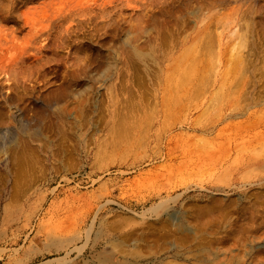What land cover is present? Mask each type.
Instances as JSON below:
<instances>
[{"label": "rangeland", "instance_id": "374dc122", "mask_svg": "<svg viewBox=\"0 0 264 264\" xmlns=\"http://www.w3.org/2000/svg\"><path fill=\"white\" fill-rule=\"evenodd\" d=\"M263 14L0 0V264H264Z\"/></svg>", "mask_w": 264, "mask_h": 264}, {"label": "bare ground", "instance_id": "6f19581e", "mask_svg": "<svg viewBox=\"0 0 264 264\" xmlns=\"http://www.w3.org/2000/svg\"><path fill=\"white\" fill-rule=\"evenodd\" d=\"M260 13V12H259ZM258 14V13H257ZM256 15V14H255ZM259 17V16H258ZM261 19V21H264V14L262 15V18H260ZM260 19H258L259 21H260ZM255 23V22H254ZM256 23H258V21L256 22ZM262 23V22H261ZM262 24H264V23H262ZM262 24H260V26L262 25ZM255 25V24H254ZM263 26V25H262ZM264 27V26H263ZM131 39V38H130ZM245 40V39H244ZM244 44H245V41H244ZM152 50H154V49H152ZM135 51V50H134ZM131 52H132V49H131ZM130 52V53H131ZM135 52H137V51H135ZM134 52V53H135ZM149 52L151 53L152 51H148V52H146V53H148L149 54ZM127 53H129V52H127ZM129 53V54H130ZM155 53V52H154ZM142 54V53H141ZM139 55V54H138ZM151 55V54H150ZM134 56V55H133ZM132 57V56H131ZM152 58V57H151ZM240 58H242V56H240ZM129 59H131V58H129ZM184 60V59H183ZM232 60V63L233 64H235V65H239L241 62H243L242 60H240V59H237L236 57H234L233 59H231ZM143 61V60H142ZM180 61V60H179ZM134 62V61H133ZM135 63V62H134ZM181 63H182V61H181ZM192 64H193V62H192ZM188 66V65H187ZM193 66V65H192ZM192 66H191V68H192ZM190 67V66H189ZM185 68V67H184ZM191 68H190V70H191ZM194 68V67H193ZM107 69V68H106ZM105 69V71L107 72V70ZM173 69H174V67H173ZM187 70V69H186ZM168 81H167V83H168V85H167V88H166V90H167V94H166V96L168 97V98H170L172 101H175L176 99H177V97H178V95H179V93H180V91L183 89V87L184 86H186L189 82H190V80H191V73H190V71L188 70V71H185L184 73H182L180 76H178L177 78H175L173 75L172 76H168V79H167ZM49 92H51V91H49ZM59 92V89L58 90H53L52 92H51V94L52 93H56V95H57V93ZM58 95H59V93H58ZM51 96H53V95H51ZM52 98H56V96H53ZM59 98V97H58ZM58 98H56V100H54V101H57L58 100ZM76 104V103H75ZM81 107V106H80ZM72 108H75V106H73ZM77 108V107H76ZM61 110H63V111H66V110H68V105H65V106H63L62 108H61ZM72 110V109H71ZM69 112H70V110H69ZM77 120H78V117H77ZM121 122V121H120ZM38 124V123H37ZM119 124V123H118ZM59 126V125H58ZM59 128V127H58ZM57 128V129H58ZM126 130H127V127H126V124H124V125H122L121 127L119 126V125H117V127H116V129H115V131L119 134L118 136L120 137V135H123V133H126ZM48 131V130H47ZM116 133V134H117ZM34 134H36V136H38L37 135V133L35 132ZM38 134H40L39 132H38ZM47 134V133H46ZM31 135H32V133H31ZM23 136V135H22ZM38 137H40V135L38 136ZM125 137V136H124ZM123 137V138H124ZM22 138V137H21ZM121 138V137H120ZM126 138V137H125ZM26 139V138H25ZM122 139V138H121ZM119 140V139H118ZM13 141V140H12ZM11 140L10 141H7V145L6 146H8L7 148H8V150H9V155H10V162H11V169H10V173H13V161L15 160H13V158H14V152H13V149H14V146H13V144L11 143L12 142ZM23 141V140H22ZM20 142V141H19ZM26 143V142H25ZM17 144V143H16ZM30 144V143H29ZM25 145V144H24ZM5 146V147H6ZM18 146V145H17ZM26 146V145H25ZM24 146V147H25ZM30 146V145H29ZM29 146H28V148H29ZM20 147V146H19ZM16 148V147H15ZM25 149V148H24ZM30 149H31V147H30ZM4 150V149H3ZM23 150V149H22ZM15 151V150H14ZM19 151V150H18ZM25 151V150H24ZM21 152V151H20ZM28 152H31L30 150L28 151ZM22 154L24 153L23 151L21 152ZM34 153V151L32 152V154ZM21 154V155H22ZM18 156V155H17ZM16 156V157H17ZM24 156V155H23ZM22 156V157H23ZM27 156H29V155H27ZM31 156V155H30ZM34 156V155H33ZM25 157V156H24ZM32 157V156H31ZM26 158V157H25ZM30 158V157H29ZM35 158V157H34ZM37 158V157H36ZM1 156H0V161H1ZM27 159V158H26ZM23 160H25V159H23ZM38 160V159H37ZM26 161V160H25ZM30 161H32L31 159H30ZM35 161H36V159H35ZM19 161L17 160V165H19L20 163H21V161L18 163ZM27 163H28V160L26 161ZM37 162V161H36ZM24 163V162H23ZM22 164V163H21ZM20 164V165H21ZM29 164V163H28ZM32 165V164H31ZM24 166H25V164H24ZM35 166V165H34ZM21 168H22V166H21ZM25 168V167H24ZM22 169V170H26V169ZM27 168V167H26ZM31 168H32V166H31ZM31 168H30V171H32L31 170ZM15 169V168H14ZM18 169V168H17ZM21 170V171H22ZM29 171V172H30ZM17 172V171H16ZM20 172V171H19ZM18 172V173H19ZM26 173H28V171L26 172ZM26 173H24V175L26 174ZM19 175H21V174H18V175H16V176H19ZM23 175V174H22ZM21 175V176H22ZM28 175H30V174H28ZM32 175V174H31ZM30 175V176H31ZM15 176V177H16ZM21 176H19V177H21ZM22 177H24V176H22ZM26 177V176H25ZM27 178V177H26ZM29 178V177H28ZM17 183V182H16ZM15 184V183H14ZM17 185H18V183H17ZM259 193H261V192H259ZM259 193H257V195H260ZM13 194V193H12ZM263 195H264V193H262ZM256 195V196H257ZM260 197V196H259ZM257 198H258V196H257ZM263 199H264V196H263ZM259 200V199H258ZM218 200H216V202H217ZM220 201V200H219ZM264 201V200H263ZM254 203V202H253ZM255 204V203H254ZM229 206V205H228ZM223 207V206H222ZM222 207H220V208H217L216 210H214L213 208H211V209H208V208H206V210H207V212L209 213V212H211V214H213V213H215V212H217V211H223L222 209ZM222 208V209H221ZM229 208V207H228ZM235 209V208H234ZM203 210V209H202ZM254 211V210H253ZM252 211V212H253ZM199 213V212H198ZM224 213H227V212H224ZM223 213V214H224ZM210 214V213H209ZM219 214V213H218ZM217 214V215H218ZM225 215V214H224ZM229 215V214H228ZM255 214L253 213V215L252 216H254ZM202 216V215H201ZM214 216V215H213ZM227 215H225V217H226ZM223 217V216H222ZM229 217V216H228ZM252 218V217H251ZM210 219H212V217L210 218ZM199 220H200V217H199ZM215 220V219H214ZM230 220V219H229ZM204 221V220H203ZM217 221H218V218H217V220H216V223H217ZM223 221V220H222ZM197 222V221H196ZM210 222H212V221H210ZM225 222V221H224ZM199 223V222H198ZM220 223V222H219ZM247 224V223H246ZM201 225V224H200ZM215 225V224H214ZM10 227H12L13 226V223H11L10 225H9ZM186 226V225H185ZM220 226H221V224H220ZM245 226V225H244ZM190 227V226H189ZM217 227V226H216ZM248 228V227H247ZM189 229H197L196 227H193V226H191ZM214 229V228H213ZM251 229H252V226H251ZM180 230H181V228H180ZM184 230V229H183ZM198 230V229H197ZM199 231V230H198ZM197 231V232H198ZM242 231V230H241ZM248 231H249V229H248ZM251 232H254V231H252V230H250ZM256 231H257V229H256ZM196 231L194 230V233H195ZM200 232V231H199ZM191 233V232H190ZM192 234V233H191ZM198 234V233H197ZM252 234H254V233H252ZM252 234H250V235H252ZM195 235V234H194ZM255 235L257 236V233L255 232ZM254 235V236H255ZM196 238H197V236H196ZM133 243L135 244V246L137 245V241H133ZM207 245V244H206ZM211 246V245H210ZM135 248V247H134ZM154 249V248H153ZM137 250V249H136ZM211 250V249H210ZM210 250H209V252H210ZM212 252V251H211ZM132 253H134V252H132ZM206 253V252H205ZM213 253V252H212ZM68 254H69V251L66 253V256H68ZM203 254V253H202ZM214 254H215V252H214ZM65 256V257H66ZM103 256V255H102ZM64 257V258H65ZM260 258V257H259ZM57 259H59V258H55L54 260H49L48 259V261H46L47 262V264H54V262L57 260ZM108 259V258H107ZM205 259V258H204ZM106 260V259H105ZM110 261V260H109ZM111 264H112V262H111Z\"/></svg>", "mask_w": 264, "mask_h": 264}]
</instances>
